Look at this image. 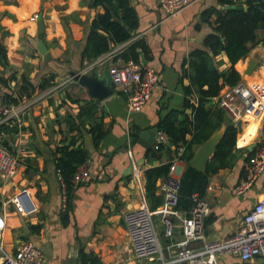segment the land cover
Masks as SVG:
<instances>
[{"label":"crops","instance_id":"1","mask_svg":"<svg viewBox=\"0 0 264 264\" xmlns=\"http://www.w3.org/2000/svg\"><path fill=\"white\" fill-rule=\"evenodd\" d=\"M91 1L0 0V41L8 55L7 65L0 66V75L8 86L1 84L0 87L18 102L32 101L17 130L0 133V143L20 161L18 173L9 182L0 177V211L8 221L4 241L12 253L22 242L32 241L44 254L43 264H81V249L100 257L103 264H146L137 261L125 215L136 209L144 198L157 211L165 199L163 186L169 179L180 181L188 167L189 162L183 157L185 149L180 155V147L177 152L176 147L169 146V137L159 122L173 109L192 113L185 106L184 86L190 81L182 77V64L192 51L204 47V37L213 31L202 20V12L212 6L224 10L226 6L217 0H196L171 16L161 9L157 0H131L140 22L134 39L145 38L151 50V59L142 64L155 68L160 76L159 86L145 107L132 111L129 108L131 92L114 87L110 96L98 101L73 76L74 72H82L106 82L111 66L128 62L114 59V51L128 42L95 60H83L91 23L98 12L104 11L103 7H92ZM40 13L50 59H45L38 49L39 20L34 16ZM263 34L259 31L260 38ZM263 42L235 65L241 74L240 82L251 86L264 82V66L259 68ZM252 57L258 62L248 74ZM216 60L222 71L231 66L225 54ZM51 75L55 76V84L45 90L37 89ZM25 79L36 86L31 96L27 93L32 90L23 88ZM59 85L61 88H57ZM222 93L212 100V105L218 104ZM191 101L196 102V96ZM69 115L73 120L67 121ZM250 120L243 123L241 133L238 131L237 144L226 165L209 177L204 195L210 203L204 229L207 242L222 241L234 234L245 214L264 197V173L246 193L234 195L230 191L243 179L244 163L256 148L249 149L259 136L257 130L253 135L248 127L253 124ZM98 123L103 124L105 135L96 143L91 130ZM153 128L159 129L158 135L165 134L166 147L154 148L157 137L149 132ZM191 137L188 135L189 140ZM73 138L75 146L88 152L87 162L92 170L90 179L73 185L70 220L64 225L62 211L67 206L68 193L53 153ZM200 145H193L189 153L194 156ZM170 162L174 169L168 176L158 178L154 190L148 193L146 172ZM23 187L31 189L37 202L38 211L34 215L24 216L16 212L13 204L4 205ZM180 219L174 220L179 223ZM154 222L162 244L169 247L161 215L156 214ZM183 238L178 227L172 242L178 243ZM193 245L200 247L203 242ZM176 251V246L169 247L170 255ZM219 264H262V258L244 261L238 255L226 253L219 257Z\"/></svg>","mask_w":264,"mask_h":264},{"label":"trees","instance_id":"2","mask_svg":"<svg viewBox=\"0 0 264 264\" xmlns=\"http://www.w3.org/2000/svg\"><path fill=\"white\" fill-rule=\"evenodd\" d=\"M217 1L224 6L239 5L242 8L220 10L216 6H212L202 12V20L210 24L213 31L204 37V47L192 51L182 64V77L190 81L188 85L184 86L185 106L190 108L192 113L173 109L159 122V127L169 137V146L176 147L177 152L180 146H184L183 157L188 162L193 158V153H189L193 145L202 144L222 125L227 126L206 171H200L188 164L182 175L179 185V208L184 210H190L193 207V194L205 195L210 175L226 165V160L237 144L238 128L229 119L224 109L218 104H211L212 100L220 95L225 86H234L241 81V74L235 65L240 60L246 59L252 50L264 41V34L262 38L259 36V31L264 33V0ZM91 6L94 8L103 7L104 11L98 12L91 23L83 60H95L101 55L113 51L116 46L127 42L126 46L115 52V60L122 58L125 61L134 60L144 63L151 59V50L146 39L143 37L134 39L136 34H133L132 31L138 30L140 22L138 12L132 6L131 0H92ZM221 54H225L231 63V66L223 71L220 70L216 60ZM7 63V50L0 41V66L7 65ZM1 84L8 86L7 80L0 75V86ZM25 84L23 88L27 89L26 91L32 90L27 93L28 96H31L36 91V86L28 80ZM54 84L55 76L51 75L37 89L45 90ZM6 94L10 101L18 102L13 95ZM193 96H196V102L191 101ZM71 120L73 117L69 115L67 121ZM17 127L18 124L13 122L2 123L0 124V133H12L17 130ZM91 132L95 142L98 143L105 135L103 124L98 123L92 127ZM188 135L192 136L190 140ZM75 141L73 138L68 143H62L53 153L56 168L63 178L68 193L67 206L62 211L64 225H67L70 220L69 200L74 187L73 175L77 167L86 163L89 158L85 149L75 146ZM164 147H166V143H162L159 149ZM253 154L254 151L249 157ZM171 164L170 162L146 172L148 193L154 190L158 178L169 175ZM80 260L81 264H103L100 257L93 253H87L84 249L80 250Z\"/></svg>","mask_w":264,"mask_h":264},{"label":"built area","instance_id":"3","mask_svg":"<svg viewBox=\"0 0 264 264\" xmlns=\"http://www.w3.org/2000/svg\"><path fill=\"white\" fill-rule=\"evenodd\" d=\"M194 1L196 0H157L161 9L171 16ZM34 18L37 20L38 16ZM109 72L114 87L131 92L129 108L132 111H140L145 107L160 82V76L155 68L134 60L128 61L123 66L113 65ZM59 87L61 88L60 85L57 88ZM222 91L218 105L227 112L235 126L240 120L247 123L246 119L259 124V141L256 143L254 154L244 163V177L240 183L230 189L232 194L242 195L264 173V82L254 86L239 82ZM31 104V99L18 103L10 101L5 89L0 87V124L7 122L19 124ZM166 141L165 134L160 132L154 148L159 149ZM183 151L184 147L180 146L179 154L181 155ZM19 166L18 156L0 143L1 179L6 183L9 182L18 173ZM171 169H174V166ZM91 170L88 162L79 165L73 175L74 185H80L90 179ZM179 185L180 181L169 179L168 184L163 186L165 199L157 211L152 210L147 199L144 198L136 209L126 213L125 221L138 262L219 264V257L226 253L238 255L244 261L255 257L264 259V197L245 214L239 229L234 234L222 241L207 242L204 229L206 217L210 213V203L204 196L195 193L192 195L193 207L190 210L180 209ZM9 204H13L16 212L24 216L34 215L38 211L37 202L29 187H23L4 202L5 206ZM156 214L161 215L165 226L164 235L170 240L169 247H177L173 255L169 254V247L161 242L154 222ZM176 218L180 219L179 223L174 220ZM7 227V216L0 211V264H43L44 254L32 241L22 242L14 253L8 251L4 241ZM178 227L181 228L184 238L178 243H173ZM194 242H203V245L196 247L193 245Z\"/></svg>","mask_w":264,"mask_h":264},{"label":"water","instance_id":"4","mask_svg":"<svg viewBox=\"0 0 264 264\" xmlns=\"http://www.w3.org/2000/svg\"><path fill=\"white\" fill-rule=\"evenodd\" d=\"M241 9L242 7L239 5H228L226 6V9ZM39 20V27H38V37H39V44L38 49L42 55H44L45 59H50L51 55L48 52V48L44 42V30H45V23L43 20V15L40 13L38 15ZM133 34H135V31H132ZM213 54V53H211ZM258 62V59L256 57H252L249 61L247 73L251 74L256 67ZM73 76L76 77L84 86L88 87L91 95L98 101L103 100L104 98L110 96V94L114 91V84L110 75V72L107 74V80L106 82L100 81L96 79L95 77L88 75L86 73L82 72H74ZM238 131L241 133L243 131V121L240 120L237 123ZM226 125H222L220 129L215 131L213 134L210 135V137L205 140L196 150L193 158L189 161V164L200 170V171H206L207 166L211 158L213 157L215 150L217 146L219 145L220 141L222 140ZM150 133H154L155 137L158 136L159 129L153 128L149 131ZM145 132H143L142 135H144ZM156 139L154 140L155 143ZM259 141V136L256 137L255 141L250 146V151L254 149L256 146V143ZM147 147H150L149 145ZM264 262V259H262V263Z\"/></svg>","mask_w":264,"mask_h":264},{"label":"rangeland","instance_id":"5","mask_svg":"<svg viewBox=\"0 0 264 264\" xmlns=\"http://www.w3.org/2000/svg\"><path fill=\"white\" fill-rule=\"evenodd\" d=\"M264 43V42H263ZM264 46V45H263ZM263 46H262V50H261V53H262V55H260L261 56V58H262V60H261V64L259 65V68H261V67H263L264 66V48H263ZM257 124H258V122H257ZM259 125V124H258ZM256 135H258V129H257V134ZM256 135H255V137H256ZM254 137V136H253Z\"/></svg>","mask_w":264,"mask_h":264},{"label":"bare ground","instance_id":"6","mask_svg":"<svg viewBox=\"0 0 264 264\" xmlns=\"http://www.w3.org/2000/svg\"><path fill=\"white\" fill-rule=\"evenodd\" d=\"M252 123L253 124H251L250 126H248L251 130H252V132H253V135L256 133V130L258 129L257 127H258V124H257V122H254V121H252Z\"/></svg>","mask_w":264,"mask_h":264}]
</instances>
